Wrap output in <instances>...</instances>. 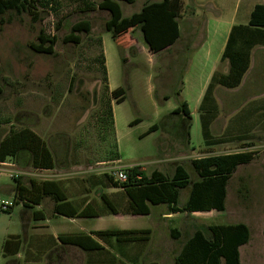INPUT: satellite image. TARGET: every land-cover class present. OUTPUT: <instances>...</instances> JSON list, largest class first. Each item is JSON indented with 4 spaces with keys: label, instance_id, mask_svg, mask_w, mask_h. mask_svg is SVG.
<instances>
[{
    "label": "rangeland",
    "instance_id": "rangeland-1",
    "mask_svg": "<svg viewBox=\"0 0 264 264\" xmlns=\"http://www.w3.org/2000/svg\"><path fill=\"white\" fill-rule=\"evenodd\" d=\"M85 1L96 0H47L38 5L37 20H32L27 13L8 12L4 15V23L0 25V138L12 129L30 126L51 147L56 164L63 165L62 168L42 172L14 162L16 169L22 172L19 176L21 182L28 183L31 178L59 179L67 186L70 195L80 190L83 194L80 199L84 201L88 199L100 205L99 192L105 191L115 201L123 203L121 189L109 187L99 191L92 185L94 176L108 173L114 166L133 164L140 165L147 173L158 168L171 174L177 162L161 160L166 156L169 115L175 116L173 110L178 106V100L183 99L177 92L190 54L202 38L206 17L203 10L209 9V5L183 0L178 18L181 36L169 48L153 51L143 41L138 28L118 27L115 44L111 32L105 30L108 11H83ZM147 1L151 0H135L132 3L119 0L122 14L127 16L137 12ZM80 19L90 21V33L81 32L79 44L64 41L71 25ZM57 24L59 28H56ZM41 29L57 38L53 54L35 52L30 47ZM101 36L108 57L110 86L112 90L118 86L125 89L124 99L115 104L119 162L108 161L112 137L109 132L100 131L94 118L104 86ZM193 112L195 121L191 120L190 139L195 149L180 141V163L192 178H196L190 159L205 154V148L198 123L199 112ZM154 123L159 128L146 132ZM176 125L180 130L177 122ZM103 138L106 144L96 153L92 142ZM72 148L84 150L83 153L93 159L102 157L105 162L94 163L90 168L84 154L76 156ZM222 148L218 151L222 152ZM256 157L251 164L241 166L232 177L224 211L196 212L193 215L198 220L195 221L186 214L180 215L174 223V226L180 227V244L197 226L248 221L255 254L250 256L244 249L242 262L264 264L261 236L258 237L260 224L264 222V173H255L259 167L264 169V152ZM6 160L13 161L10 158ZM76 160V165H69L70 161ZM1 185H6L8 192L0 191V199L12 201L15 180L5 171H0ZM84 190L85 193H82ZM185 194L186 190L182 192V200ZM19 202L9 210H0V264H26L40 257L35 244L33 209ZM49 203V199L44 200L43 209L47 215ZM156 222L154 215L133 218L107 215L91 219L90 225L100 228L160 227ZM12 235L21 240L20 249L16 254H5L4 241ZM143 244L136 245L141 247Z\"/></svg>",
    "mask_w": 264,
    "mask_h": 264
},
{
    "label": "trees",
    "instance_id": "trees-1",
    "mask_svg": "<svg viewBox=\"0 0 264 264\" xmlns=\"http://www.w3.org/2000/svg\"><path fill=\"white\" fill-rule=\"evenodd\" d=\"M47 0H0V25L4 23V15L8 12L16 14L27 13L32 20L39 17L38 5ZM132 3L135 0H122ZM83 11L101 9L109 13L105 21V30L111 32L115 42V30L118 27L126 29L138 28L143 41L153 51L171 46L180 35L178 18L181 14L183 0H151L144 2L137 12L124 16L119 0L85 1ZM58 27V24L56 25ZM91 23L87 19L74 22L64 41L76 44L81 42L80 33L89 34ZM57 41L55 35L47 34L43 29L39 31L35 42L30 47L35 52L53 54ZM102 43V41H101ZM116 44V42H115ZM264 44V4L253 6L248 23L233 25L222 53V60L227 59L228 71L221 73L215 71L209 81L205 95L200 106L201 135L205 145L223 142L222 137H214L209 131V124L216 116V104L213 90L216 86L235 88L240 85L245 72L248 70L251 50L254 46ZM103 71V97L95 114V120L102 132L111 135L109 160L119 159L117 142L115 138L112 117L111 101L120 102L125 97V89L118 86L109 90L107 71L104 65L103 49L101 53ZM73 77H71L69 89ZM1 92V87H0ZM179 93L177 92V95ZM205 104L209 108L205 111ZM204 110V112H203ZM176 122L180 126V141L189 143V128L191 115L188 104L184 99L178 100V106L173 110ZM159 125L152 124L146 132L155 131ZM104 134V133H103ZM104 137V135H103ZM184 139V140H182ZM106 144L105 138L102 139ZM10 158L22 167L33 169H52L56 166V157L48 143L30 126L12 129L0 138V161ZM253 158L252 151L206 155L190 160L191 168L196 175L192 178L190 172L182 164H177L171 174L154 169L146 174L138 164L123 166L126 179L115 180L107 172L94 176L92 185L97 190L102 188H119L123 192V203L115 201L105 191L99 192L100 205L83 199H72L67 189L59 179H29L28 183L20 181V177H13L14 204L33 209L44 198L52 201V212L68 217H93L114 213L122 214H148L150 206L165 204L172 212L210 211L212 209L223 211L227 194V184L232 173L240 164H246ZM186 194L182 200V192ZM19 200V201H18ZM32 218L43 217L40 210L31 211ZM171 237H178V229H171ZM96 238L104 242L115 239L117 242H143L150 239L151 230L106 228L90 231ZM177 233V234H176ZM264 237V231H263ZM62 243L72 244L84 250L101 249L103 246L91 235L86 233L60 235ZM250 239V230L243 222L235 223H209L200 225L186 236L181 242L180 249L173 259V264H242L240 261L239 246ZM21 246L18 236L5 239L3 248L5 254H16ZM156 264V263H152Z\"/></svg>",
    "mask_w": 264,
    "mask_h": 264
},
{
    "label": "crops",
    "instance_id": "crops-1",
    "mask_svg": "<svg viewBox=\"0 0 264 264\" xmlns=\"http://www.w3.org/2000/svg\"><path fill=\"white\" fill-rule=\"evenodd\" d=\"M195 1L208 4L209 9L203 10L206 17L204 20L202 38L195 45V48L193 49L187 61V65L182 74V81L180 84L178 95H182L183 99L187 102L188 108L190 110L191 120L193 121V123L195 121L193 111L197 110V112H199L198 123L201 132L200 106L202 104V100L205 95L210 78L215 71H219L221 73H226L228 71V60H222V53L226 46L231 27L238 24H247L253 6L257 3L264 4V0ZM197 13L198 11L195 12V14ZM101 41L103 49L102 36ZM169 47L170 46H167L165 48ZM103 55L104 65L107 71L108 88L111 91L112 88L109 81L110 75L108 69V57L104 49ZM213 95L216 104V116L209 124V131L212 136L222 137L224 141L210 145H205L203 143L205 154L200 156L246 151L253 152L252 160L246 164L238 165L236 170L232 173L227 184L228 191L229 183L236 171L241 166L249 165L254 162V160L257 159L256 156H258L260 152H264V44L256 45L252 48L249 67L245 72L240 85L235 88H224L216 86L213 90ZM117 103L120 102H115L114 100L111 101L115 138L118 149L115 108V104ZM208 108L209 106L205 104L204 110L206 111ZM176 118V115H169L170 124L168 125V128L166 130L167 135L165 138L167 143L165 150L166 156L161 160L175 161L177 162V165L180 164V130L176 125V121L172 122ZM193 123L191 122L189 128L188 144H190L192 149H195V146L191 144L190 139V130ZM92 144L94 145L95 152L98 153V151L103 148L104 141L95 139ZM222 146L225 147L222 148ZM220 147L222 148L220 150L222 152L218 151ZM72 150L75 151L76 156L81 153L84 154V157L87 160V165H89L90 168H92V165L94 163L98 165L105 162L104 158L102 157H95L94 159L89 157L85 152L83 153L84 150H80V148H72ZM108 161L119 162V159ZM72 163L73 165H76L78 161H70L69 165ZM58 167L62 168L63 165L56 164V166L52 169L35 170L46 172L55 170ZM154 169H152L149 173H147L145 169L144 171L146 172V174H150ZM158 170L162 171L161 169ZM258 172L264 173V169L262 167L255 169V173L258 174ZM256 181L257 180L253 181L254 186L257 185ZM64 187L67 189V186ZM243 187L244 186H242L241 188ZM0 191L3 193H7L8 187L6 185H1ZM82 193H85V190ZM68 195L72 199H80L82 198L81 196L83 194H81L80 190H77L72 195H70L69 193ZM45 199L49 198H44L40 204L34 205L33 207L34 210H40L43 213V217L33 218V226L36 230L35 244L36 248L40 251V257L32 262H27L26 264H173V259L180 249V227L174 226L175 221H178L180 219L181 214L188 215L193 221L198 220L197 217H194L193 214L196 212H200L194 211L190 214H187L185 212H172L167 208L165 204H157L150 206V213L148 214H122L120 212L107 214L122 216L125 218L154 215V217L157 219L156 224L160 227L157 226L156 228H149L151 230L150 239L147 243L143 244L141 247H138L136 245V242L121 243L117 242L115 239H112L109 242H104L90 233V231L92 230L106 229L93 225L91 226L90 224L92 223H90V220L94 218L99 219L100 217H105L107 215L93 217L80 216L72 218L55 214L52 212V201L50 199V211L49 215H47L43 209ZM88 201L89 200L87 199L86 202ZM236 222H243L247 224L248 227L250 225L248 221ZM118 228L141 229L148 227L119 226ZM172 228H177L179 231L178 234L176 233L178 235L176 239L171 237ZM259 228L260 232L258 233V237H262V239L260 237V241L262 242V251L264 253V222L260 224ZM78 233H86L91 235V237L96 239L103 246V248L84 250L72 244L62 243L58 238L60 235ZM251 242L252 240L250 231L249 241L239 246L240 261L242 264V251L244 249L248 251V255L250 256H253L255 254L254 245H252Z\"/></svg>",
    "mask_w": 264,
    "mask_h": 264
},
{
    "label": "built area",
    "instance_id": "built-area-1",
    "mask_svg": "<svg viewBox=\"0 0 264 264\" xmlns=\"http://www.w3.org/2000/svg\"><path fill=\"white\" fill-rule=\"evenodd\" d=\"M0 171H5L10 177H18L22 174L21 171L16 169L13 161H0ZM115 180L123 181L126 179V173L123 166H114L108 172ZM14 205V199L12 201L0 199V210H9Z\"/></svg>",
    "mask_w": 264,
    "mask_h": 264
}]
</instances>
